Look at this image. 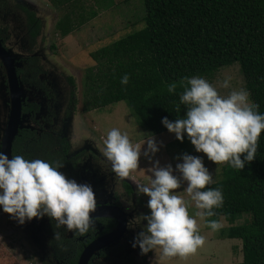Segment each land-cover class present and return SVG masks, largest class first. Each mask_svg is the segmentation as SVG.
<instances>
[{"label":"trees","instance_id":"trees-1","mask_svg":"<svg viewBox=\"0 0 264 264\" xmlns=\"http://www.w3.org/2000/svg\"><path fill=\"white\" fill-rule=\"evenodd\" d=\"M47 1L58 9L72 0ZM142 6L141 29L89 54L95 65L85 71L82 112L121 102L145 132L162 134L168 131L164 118L174 122L187 112L180 104L183 89L169 93L168 85L185 77L210 79L235 64L250 101L264 114V0H142ZM78 25L70 11L54 28L64 37ZM125 74L129 82L122 85ZM220 174L204 189L223 195L222 205L212 209L215 215L204 218L206 228L212 220L232 223L248 214L221 237L240 242L241 261L231 264H264V132L252 162L242 170L228 163Z\"/></svg>","mask_w":264,"mask_h":264},{"label":"clouds","instance_id":"clouds-1","mask_svg":"<svg viewBox=\"0 0 264 264\" xmlns=\"http://www.w3.org/2000/svg\"><path fill=\"white\" fill-rule=\"evenodd\" d=\"M129 76L121 78V84L127 85ZM183 89L180 104L187 108L185 118L174 122L162 120L169 133H174L177 140L183 142L184 134L197 153H203L214 164L229 163L233 168L242 170L245 163L255 159L258 140L264 132V114L258 111V105L249 99L244 89L232 90L222 96L206 79L198 76L185 77L179 84L168 85V92L174 93L177 87ZM222 88H229V79L221 83ZM176 111H180L179 105ZM143 156L151 162L159 147L150 137ZM104 157L111 163L112 172L123 180L139 168L141 144H133L127 133L113 128L104 140ZM243 156V159L241 157ZM182 163L176 165L174 174L171 164L161 166L155 161L148 169L151 178L147 185H138L137 191L147 196V208L150 215H140L129 222V227L146 221L132 244L141 254L158 252L161 261L173 258L186 259L202 247L205 239L199 234L197 220L189 215V207L195 204V216L204 219L215 215L213 208L223 203L222 191L206 189L212 183V175L198 156L184 154ZM63 165L41 160H27L21 155L11 159L0 152V207L3 212L20 224L34 218L48 216L54 220L55 228L66 226L70 232L84 235L94 227L92 213L97 202L92 187L69 180L58 169ZM186 182L184 192L186 200L178 193L181 182ZM208 226L217 231L221 225L212 220ZM55 239H60V232L55 231Z\"/></svg>","mask_w":264,"mask_h":264},{"label":"rangeland","instance_id":"rangeland-1","mask_svg":"<svg viewBox=\"0 0 264 264\" xmlns=\"http://www.w3.org/2000/svg\"><path fill=\"white\" fill-rule=\"evenodd\" d=\"M18 1L33 9L37 16L43 19L42 36L39 41L32 42L30 47L32 50H41L43 57L53 68L54 75L59 81L58 87L64 95L63 108H61L62 112L60 114L66 109L71 114L63 123V126L62 123H59L56 127L58 130L62 127L61 135L65 139L67 137L71 145H74L75 141L78 143L79 139L84 138L85 140L72 148L67 153L68 156L85 147L93 156L103 160L104 164L107 163V172H109L112 169L111 164L103 155L104 140L108 131L116 128L121 133H127L133 144H141L139 168L126 178L128 181L134 179L137 184L135 198L132 200L136 210H139V216L142 214L150 215V210L147 208L149 198L139 193L137 188L138 185L149 183L151 173L148 169L157 160L162 167L171 164L174 174L179 177L180 173L176 171V165L182 163V159L178 158L184 154L198 156L203 160L204 166L212 175V183L221 179L220 173L228 163L217 165L209 161L203 153H197L186 133L183 142L177 140L175 134L168 131L154 136L149 135L148 132H145L134 122L124 103L119 102L87 113L81 112L85 71L95 65L89 58V54L142 28L143 25L140 21L144 14L142 0H72L68 6L58 9L51 6L47 0ZM70 11L73 14V20L79 22V25L74 27L68 35L62 37L56 31L54 25L65 13ZM13 44L14 42L11 41V46H7V48L14 59L19 60L22 53ZM41 46L42 48H40ZM68 79L72 81L71 85H69ZM225 79H229L230 83V87L227 89L221 87V83ZM206 80L222 96H227L232 90L244 89L242 76L235 64L219 69L210 79ZM5 92L6 87L0 81V132L5 124L4 119H2L4 109L7 107ZM25 121L26 123L22 122V125H24L22 129H32V126H26L29 125L27 124V118ZM33 130L35 131V128ZM150 137H154L159 147L158 152L151 157V162L142 154L147 149L146 142ZM113 180L115 182L120 181L115 174H113ZM186 187V182L182 181L181 188L177 191L188 200L190 198L184 192ZM188 211L190 216L197 219L199 234L205 239L204 245L186 259L177 257L162 261L161 264H231L241 261L240 242L222 238L221 231L226 230L230 225L243 224L249 219L248 214H240L232 223L220 218L218 220L221 225L219 230L213 231L211 229L205 232L206 222L195 216L198 209L195 208L194 203L191 204ZM8 219L6 213L0 207V264H34L30 256H25L22 251L19 252L17 249V240L12 239L14 235L9 233L12 232V226L8 223ZM207 233H209L208 236ZM208 238L211 239L208 240ZM147 258H150V260L146 264H154L155 259L160 260L159 253L154 251L151 254L149 252ZM199 259H201L200 262H198Z\"/></svg>","mask_w":264,"mask_h":264},{"label":"flooded vegetation","instance_id":"flooded-vegetation-1","mask_svg":"<svg viewBox=\"0 0 264 264\" xmlns=\"http://www.w3.org/2000/svg\"><path fill=\"white\" fill-rule=\"evenodd\" d=\"M42 20L23 2L0 0V51L4 54L0 56V81L6 87L4 94L7 102L2 116L5 124L0 132V143L12 99L17 98L20 122L11 141L10 158L21 155L27 160L47 161L53 166L59 162L63 167L58 170L66 178L92 187L97 208L110 207L122 213L123 230L113 240L118 221L112 218L92 216L94 227L80 235L68 231L66 226L56 229V222L46 215L20 224L6 214L12 226V232L9 233L14 235L12 239L17 240L19 252L30 256L34 264H79L87 247L105 236L102 242H98L101 244L97 248L91 249L83 264H146L148 253L141 254L138 246L132 247L146 222L141 221V224L129 227V222L139 216V210H136L132 200L135 198L136 185L126 178L115 182L112 169L107 172V163L104 164L103 160L93 156L85 147L67 155L85 140L79 139L78 143L75 141L71 145L69 139L61 135L62 127L60 130L56 127L59 123L63 126L71 114L67 109L60 114L64 95L58 87L59 81L41 50H32L30 47L32 42L39 41L42 36ZM11 41L22 53L19 60L14 59L7 48L11 46ZM70 81L68 79L69 85L72 83ZM26 118L29 124L26 126H32V129H22V122L26 123ZM55 231L60 232V239L54 238Z\"/></svg>","mask_w":264,"mask_h":264},{"label":"water","instance_id":"water-1","mask_svg":"<svg viewBox=\"0 0 264 264\" xmlns=\"http://www.w3.org/2000/svg\"><path fill=\"white\" fill-rule=\"evenodd\" d=\"M2 55L3 57V53H1L0 51V56ZM10 77L13 81L12 78V74H10ZM19 104H18V99L17 98H13L12 99V106H11V111L5 126V130L3 132V136H2V141L0 143V152H3L4 154H6L8 156L9 159L10 158V145H11V141L14 138V136L16 135V130L17 127L19 126ZM96 212L99 213H93L91 214L92 216H96V217H107V218H112L116 221H118V225H117V232L115 233V235L112 237V239H116V237L120 234V232L123 230V223L122 220L124 219V217L122 216V213L120 211H118L117 209H113L110 207H98L96 209ZM106 238H100L98 240H96L95 242H92V244H90L87 249L83 252L82 256L80 257L81 259L79 260V264H83L84 260H86L87 256L89 255V252H91V249H95L97 248L101 243L98 242H102L104 239Z\"/></svg>","mask_w":264,"mask_h":264},{"label":"crops","instance_id":"crops-1","mask_svg":"<svg viewBox=\"0 0 264 264\" xmlns=\"http://www.w3.org/2000/svg\"><path fill=\"white\" fill-rule=\"evenodd\" d=\"M135 180L133 179V180H131L130 182H132V183H134L136 186H137V184L134 182ZM197 220V219H196ZM204 220V219H203ZM204 230H205V232L206 231H210L211 229H208V228H206V226L204 227ZM204 232V231H203ZM210 233V232H209ZM209 233H207V236H208V234ZM210 235H211V233H210ZM211 238H208V240H210ZM227 240H229V239H227ZM231 241H235V240H231ZM221 245H223V244H221ZM153 251H150V254L152 253ZM218 259V258H217ZM150 260V258H147V262ZM200 260L201 259H199L198 260V262H200ZM214 260V259H213ZM154 264H161L162 263V261H160V260H158V259H155V261L153 262ZM150 264V263H149Z\"/></svg>","mask_w":264,"mask_h":264}]
</instances>
